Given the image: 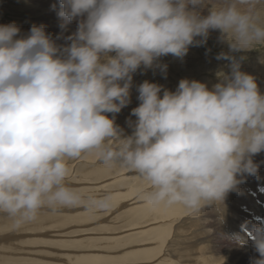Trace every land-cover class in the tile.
<instances>
[{
	"label": "clouds",
	"instance_id": "9594fccd",
	"mask_svg": "<svg viewBox=\"0 0 264 264\" xmlns=\"http://www.w3.org/2000/svg\"><path fill=\"white\" fill-rule=\"evenodd\" d=\"M251 3L228 0L201 16L194 9L207 0H60L64 21L86 14L66 56L57 55L43 25L22 38L15 22L0 25V212L20 226L44 207L82 204L91 214L111 208V196L85 197L66 183L68 161L86 152L135 172L150 185L141 197L153 209L182 205L199 213L223 203L238 175L256 172L252 157L264 151V94L238 63L212 90L182 79L161 97V85L144 81L131 135L106 113L130 103L131 74L141 65L184 57L210 29L231 33L233 52L264 40L253 9L241 7ZM249 236L258 253L251 264H264V220ZM232 239L245 243L239 234Z\"/></svg>",
	"mask_w": 264,
	"mask_h": 264
},
{
	"label": "bare ground",
	"instance_id": "6f19581e",
	"mask_svg": "<svg viewBox=\"0 0 264 264\" xmlns=\"http://www.w3.org/2000/svg\"><path fill=\"white\" fill-rule=\"evenodd\" d=\"M24 1L26 4V0ZM73 28H69L70 31H76ZM63 35L62 31L56 34V40L63 39ZM224 35L226 34L220 32L222 38ZM199 73L194 71L188 74V77L198 76ZM260 79L262 81V78ZM256 83L260 93H264L262 83H259L258 79ZM213 88L211 83L209 90ZM130 103L121 109L117 117L120 122L124 120L134 128L137 118L131 113L136 107ZM82 156L85 158L82 165L78 164L77 159L68 161L71 172L66 181L67 185L82 192L85 197L111 196L113 206L95 214L87 212L82 204L56 212L44 207L36 220L20 226L13 217L0 213V264L218 263L214 260V255L212 257L206 253L207 250L210 251L209 246L196 244L197 238H203L204 234L208 236L207 232L212 231L209 228H214V233L218 235L225 231L221 228L222 225L224 228L227 217L225 205H231L227 195L237 196L235 191L239 183L226 194L223 203L217 202L204 207L199 213H192L182 205L153 209L141 197V193L147 191L150 185L142 181L135 172L121 167L119 163L107 167L95 152L89 153V157ZM209 236L208 239L213 243L216 235ZM246 248H249V244Z\"/></svg>",
	"mask_w": 264,
	"mask_h": 264
},
{
	"label": "rangeland",
	"instance_id": "374dc122",
	"mask_svg": "<svg viewBox=\"0 0 264 264\" xmlns=\"http://www.w3.org/2000/svg\"><path fill=\"white\" fill-rule=\"evenodd\" d=\"M26 2L27 3L25 4L24 0H0V10L3 12V14H0V25H6L15 22V24L20 29V32L18 33L16 38L27 37L30 34V29L33 25H43L46 34L52 36L54 43L59 49L57 55L66 56L64 49L72 43L70 37H72L73 34L77 31L79 22L86 19V14L83 17H77L71 22H66L58 15L60 11V0H26ZM227 2L228 0H207L206 5L210 6H204L202 8L197 7L194 10L197 11L201 16H207L211 7L218 8L221 6H225ZM22 7L25 8L22 9ZM241 7H253L252 9L256 17V23L264 26V0H252V3L250 5H241ZM50 9L53 12H51ZM189 9H193V6L189 5ZM1 11L0 13H2ZM36 14L40 17H38ZM71 27H74L73 29H75L76 31H70L69 28ZM61 31L64 32V35L62 36L63 39L58 38L59 41H57L55 35L58 33L60 34ZM220 32L221 31L219 29H210L206 40L204 37L197 36L195 38L194 44L189 46L187 54L182 58L175 57L169 54L157 58L151 67L145 68L143 65H141L134 73L131 74V82L134 85L132 86L131 83V95L129 98L133 106L138 107L140 104L138 100V88L144 81H149L151 83L161 85V97L163 96V90L165 89L173 92L176 91L179 82L181 81L179 80V78H185L187 80L189 79V81H193L194 79L195 81L206 84L208 89H210L211 83L213 86H215L218 83H225V77L231 78L234 63H238L239 70L252 75L255 78V81L258 79L259 83H262V91L264 92V40L254 41L245 51L233 52L230 49V44L233 41L232 34H226L224 35V38H222V36H220ZM64 36L66 38H64ZM109 55L114 56L115 53H109ZM223 55H227L228 57H231V59H225L223 58ZM163 65H167V68L166 70L162 71ZM202 68L204 69V71ZM214 68L218 69L215 71ZM194 71H196L197 73L200 72L198 76L194 75V77H188V74H192ZM201 73L203 76L201 75ZM260 78H262V81H260ZM120 83L121 85H123L122 83L124 82L120 81ZM134 95L137 97H135ZM106 115H108L109 118H114L115 124L123 130V134L125 136H128L129 134L131 135L133 133L134 128H132L131 125L127 124L124 120L122 121H124L125 123L122 121L120 122V119L117 117L118 113H106ZM89 153L91 152H86L82 155H86L87 157ZM82 155L79 158H76L78 164L80 165L84 164L83 159L85 158H83ZM78 159L80 161H78ZM252 159L253 162L258 165L256 172L252 174L243 173L241 174V176L239 175V179L237 178L238 181L240 180V182H238L239 188L237 187V191H235L237 192V196L227 195L228 202H230L231 205H225L227 207V217L224 221V228L223 225L221 227L225 231H219L221 234L218 235L214 233V228H209L212 230L209 231L211 234L207 232L208 236L207 234H204L203 238L202 236L197 238L196 244L210 247V251L207 250L206 253L212 257L214 255V260L218 261L217 264H251L252 258L258 257V253L255 252L253 243H250L241 231V227H247L251 230L253 225H255L253 222L256 217V219H264V151H261L260 153L254 155ZM254 189L256 190V195H254V197L256 198L253 199V195L249 190ZM259 209H261V214H259L258 212ZM216 218L220 221V218L218 216H216ZM256 222L258 223V220ZM208 223L209 225H212L210 224V222ZM200 230H202V227H200ZM236 234H239L245 241L242 246H238L233 242L232 238ZM209 235H216L214 241L215 244L208 239L210 237ZM216 240H219V242H217ZM248 244L249 248H246Z\"/></svg>",
	"mask_w": 264,
	"mask_h": 264
}]
</instances>
